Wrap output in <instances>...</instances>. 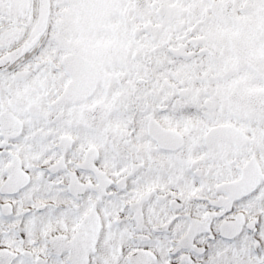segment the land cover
<instances>
[{
	"label": "snow or ice",
	"instance_id": "obj_1",
	"mask_svg": "<svg viewBox=\"0 0 264 264\" xmlns=\"http://www.w3.org/2000/svg\"><path fill=\"white\" fill-rule=\"evenodd\" d=\"M0 264H264V0H0Z\"/></svg>",
	"mask_w": 264,
	"mask_h": 264
}]
</instances>
